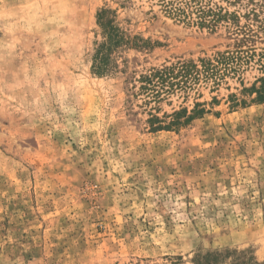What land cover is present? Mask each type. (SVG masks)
Listing matches in <instances>:
<instances>
[{
	"label": "rangeland",
	"instance_id": "374dc122",
	"mask_svg": "<svg viewBox=\"0 0 264 264\" xmlns=\"http://www.w3.org/2000/svg\"><path fill=\"white\" fill-rule=\"evenodd\" d=\"M165 1L0 0V264L264 262V73L148 99L140 75L227 43Z\"/></svg>",
	"mask_w": 264,
	"mask_h": 264
},
{
	"label": "trees",
	"instance_id": "16d2710c",
	"mask_svg": "<svg viewBox=\"0 0 264 264\" xmlns=\"http://www.w3.org/2000/svg\"><path fill=\"white\" fill-rule=\"evenodd\" d=\"M239 3L236 9L230 10L219 5L214 0H166L163 4L165 11L180 22L207 28L215 31L223 27L227 43L223 50L216 51L212 57L194 60H177L160 68H153L148 73L139 76L140 90L148 99L157 102L163 93L176 89L187 91L198 82H212L218 85L227 75H240L250 66L257 65L264 73V0H232ZM104 42L97 51L100 60H104L106 52L118 43L116 35ZM105 46V48L103 47ZM106 50V51H105ZM105 51V54L103 53ZM101 53V54H100ZM104 56V57H103ZM249 89L255 93V100L264 98V75L257 78ZM196 103L191 110L192 115L201 113ZM182 108L174 111L171 120L162 124L158 117L152 115V129H168L184 123L191 118L185 116ZM181 119V117H184ZM154 125V126H153ZM264 264L254 260L251 255L242 251L212 252L204 255L203 262L196 264Z\"/></svg>",
	"mask_w": 264,
	"mask_h": 264
}]
</instances>
